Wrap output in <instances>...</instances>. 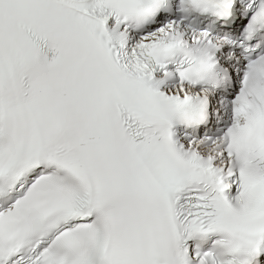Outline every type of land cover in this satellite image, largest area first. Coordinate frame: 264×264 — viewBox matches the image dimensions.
Wrapping results in <instances>:
<instances>
[{
	"label": "snow or ice",
	"instance_id": "1",
	"mask_svg": "<svg viewBox=\"0 0 264 264\" xmlns=\"http://www.w3.org/2000/svg\"><path fill=\"white\" fill-rule=\"evenodd\" d=\"M0 264H264V0H0Z\"/></svg>",
	"mask_w": 264,
	"mask_h": 264
}]
</instances>
